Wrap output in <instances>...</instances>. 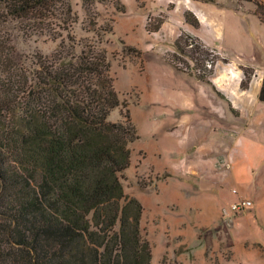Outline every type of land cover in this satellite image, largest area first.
Wrapping results in <instances>:
<instances>
[{"label": "rangeland", "instance_id": "rangeland-1", "mask_svg": "<svg viewBox=\"0 0 264 264\" xmlns=\"http://www.w3.org/2000/svg\"><path fill=\"white\" fill-rule=\"evenodd\" d=\"M67 1L77 18L69 37L58 27L40 32L30 22L1 21L0 79L21 80L33 69L36 53L50 55L61 43L78 53V43L92 38L84 30V1ZM193 2L207 3L203 6L211 15H218L226 58L255 70L264 67V31L246 19L233 22L230 10L242 7L255 15L253 2L105 0L90 5L98 25L113 24L101 47L111 61L120 105L108 119L121 120L127 105L139 135L129 144L131 163L122 183L143 205L140 228L152 249L150 264H161L164 256L181 264H264V102L250 118L237 117L196 78L187 56L178 54L187 74L165 59L176 55L173 43L183 31L178 27ZM116 4L125 12L116 11ZM148 18L150 26L163 21L157 32L146 31ZM206 36L215 42L211 33ZM126 45L141 54L128 52ZM214 53L220 58L216 63H226L224 54ZM241 199L250 205L232 210Z\"/></svg>", "mask_w": 264, "mask_h": 264}, {"label": "trees", "instance_id": "trees-1", "mask_svg": "<svg viewBox=\"0 0 264 264\" xmlns=\"http://www.w3.org/2000/svg\"><path fill=\"white\" fill-rule=\"evenodd\" d=\"M83 1L84 30L92 38L78 43V53L61 43L50 55L36 53L33 69L21 80L0 79V264L151 261L152 249L140 228L143 205L122 183L131 163L129 144L139 135L126 104L121 120L108 119L120 105L111 61L101 47L113 24L98 25L91 12L94 1L105 0ZM240 1L253 2L264 23L263 0ZM116 5V11L125 12L124 5ZM5 18L30 22L40 32L58 27L68 37L77 22L67 0H0V23ZM183 19L193 29L200 26L189 10ZM149 21L148 33L163 23L150 26ZM173 48L176 55L165 58L173 67L190 73L179 66L178 54H183L194 62L196 78L209 81L220 59L213 49L184 31ZM125 49L141 54L133 46ZM239 68L240 87L247 89L254 68ZM258 99L264 102V73ZM161 264L181 263L164 256Z\"/></svg>", "mask_w": 264, "mask_h": 264}, {"label": "crops", "instance_id": "crops-1", "mask_svg": "<svg viewBox=\"0 0 264 264\" xmlns=\"http://www.w3.org/2000/svg\"><path fill=\"white\" fill-rule=\"evenodd\" d=\"M191 4L193 7L190 8V10L194 12L198 18L200 22L199 28L193 29L181 21L178 29H182L189 34L198 37L207 47L224 54L222 52L223 48L221 47L222 42L224 41L225 31L222 30V23H219L220 21L217 20L218 15H215L214 17L211 15L212 11L203 6L208 5L207 3L201 4L200 2H193ZM230 10L233 14V22L235 19H246V21L254 25L259 31H261V33H263L264 24L260 23L256 15L252 13V9L245 10L242 7L237 8L231 6ZM221 11H224V9ZM208 32L211 33V36L217 44L208 40L206 36L209 34ZM223 57H225V54ZM226 59V63L217 62L215 64L214 72L210 76L208 82L198 80L210 85L217 96L222 97L225 100L229 112L237 117L243 118L244 115L246 118H250L253 115L254 108L261 103L258 99V93L262 82L264 67L261 70L254 69V74L250 80L249 87L247 89H242L240 87V82L243 78V72L239 68V63L230 58Z\"/></svg>", "mask_w": 264, "mask_h": 264}, {"label": "built area", "instance_id": "built-area-1", "mask_svg": "<svg viewBox=\"0 0 264 264\" xmlns=\"http://www.w3.org/2000/svg\"><path fill=\"white\" fill-rule=\"evenodd\" d=\"M264 1V0H263ZM208 67L210 66L209 65V63H207L206 64ZM248 205H250V201H248V200H245V199H241V200H238V201H236V203H233L232 205H231V209L232 210H236V209H239V208H241V207H246V206H248Z\"/></svg>", "mask_w": 264, "mask_h": 264}]
</instances>
